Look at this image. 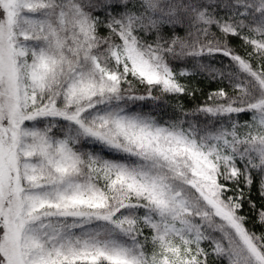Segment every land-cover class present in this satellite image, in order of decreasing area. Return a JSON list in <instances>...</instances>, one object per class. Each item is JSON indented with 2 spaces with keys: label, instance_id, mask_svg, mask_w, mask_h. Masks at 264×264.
I'll list each match as a JSON object with an SVG mask.
<instances>
[{
  "label": "snow or ice",
  "instance_id": "snow-or-ice-1",
  "mask_svg": "<svg viewBox=\"0 0 264 264\" xmlns=\"http://www.w3.org/2000/svg\"><path fill=\"white\" fill-rule=\"evenodd\" d=\"M0 264H264V0H0Z\"/></svg>",
  "mask_w": 264,
  "mask_h": 264
}]
</instances>
